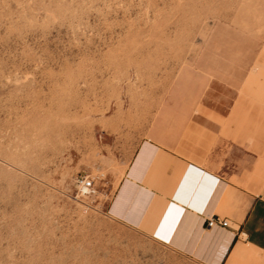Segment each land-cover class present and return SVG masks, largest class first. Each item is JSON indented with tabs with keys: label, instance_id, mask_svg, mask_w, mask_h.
<instances>
[{
	"label": "rangeland",
	"instance_id": "rangeland-1",
	"mask_svg": "<svg viewBox=\"0 0 264 264\" xmlns=\"http://www.w3.org/2000/svg\"><path fill=\"white\" fill-rule=\"evenodd\" d=\"M252 74L264 83V0H0V264H202L111 201L148 140L197 139L264 196ZM242 247L227 264H264Z\"/></svg>",
	"mask_w": 264,
	"mask_h": 264
},
{
	"label": "crops",
	"instance_id": "crops-1",
	"mask_svg": "<svg viewBox=\"0 0 264 264\" xmlns=\"http://www.w3.org/2000/svg\"><path fill=\"white\" fill-rule=\"evenodd\" d=\"M253 76L255 74L243 84L242 90L248 98L262 100L264 83L257 84V79ZM201 146L197 139L180 142L162 140L142 142L138 153L136 152L133 157L134 160H131L130 166L128 165L126 169L125 179L114 194L110 213L118 216L125 213L129 219L131 217L134 226L140 225L153 206H156L155 210L159 215L165 203L171 200L170 196L178 180L189 166L190 177L203 183V188L194 192L191 200L187 199L189 205L181 204L185 211L182 216L178 212V216L182 218L178 220L177 217L178 225L171 243L167 246L202 264H227L229 256L234 251L236 254L241 251L242 245L264 254V196L253 195L231 182V178L234 177L239 180L240 174L229 177L220 174L215 168L217 162L215 155L202 151ZM174 168H177V173ZM152 173L154 174L151 175ZM216 179L219 180L218 185ZM192 193L193 190L190 195ZM121 195L124 197L119 207L117 202ZM161 197L164 198L163 202H159ZM211 217L229 221V227L208 228L206 222Z\"/></svg>",
	"mask_w": 264,
	"mask_h": 264
},
{
	"label": "bare ground",
	"instance_id": "bare-ground-1",
	"mask_svg": "<svg viewBox=\"0 0 264 264\" xmlns=\"http://www.w3.org/2000/svg\"><path fill=\"white\" fill-rule=\"evenodd\" d=\"M161 148V147H160ZM138 153V152H137ZM166 153V152H165ZM168 154V153H167ZM136 155V154H135ZM173 156V155H171ZM170 156V157H171ZM159 157V156H158ZM166 158V157H165ZM169 158V157H168ZM164 159V158H163ZM162 159V160H163ZM134 160V159H133ZM157 161V160H156ZM155 161V162H156ZM170 161V160H169ZM173 161V160H172ZM166 162V161H165ZM168 162V161H167ZM185 162V161H184ZM160 164V162H157ZM165 165V163H164ZM169 165V163H168ZM171 165H174V164H171ZM130 166V165H129ZM163 166V165H162ZM161 166V167H162ZM170 166V165H169ZM171 167V166H170ZM189 167V166H188ZM185 170V172L183 173L182 177L178 180L172 194H171V200L169 199V201L167 203H163L164 207L162 209V211L160 212V214L158 215L156 213V210H155V207L156 206H153L151 208V210H148L150 211L151 215L150 217L153 218L152 219V223L150 225V228L149 231L151 233V236L154 240L156 241H159L165 245H168L171 243L172 241V237H173V234L176 230V227L178 225V220H180V217L183 215L184 213V209L183 207L181 206V204H185V205H189V202L187 199L191 200L190 198H192L194 192H197L199 191L200 189L203 188V183L201 182H197L196 178L194 177H190L189 173L190 172V167ZM153 168V167H152ZM172 168V167H171ZM176 173H177V168H174ZM173 169V170H174ZM150 170V169H149ZM153 170L155 171V169L153 168ZM160 170V169H159ZM168 170H169V167H168ZM167 168H166V171H168ZM128 171V170H127ZM151 171V170H150ZM163 171V170H162ZM165 171V172H166ZM152 172V171H151ZM156 172V171H155ZM154 172V173H155ZM174 172V171H173ZM172 172V173H173ZM180 172V171H179ZM193 172V171H192ZM154 173H152L151 175H153ZM158 173V172H157ZM175 173V172H174ZM173 173V174H174ZM175 173V174H176ZM156 174V173H155ZM163 174V173H162ZM161 174V175H162ZM196 176V175H194ZM151 177V176H150ZM162 177V176H161ZM197 177V176H196ZM131 179V178H130ZM158 179V178H157ZM215 179V178H213ZM199 180V179H198ZM201 180V178H200ZM160 183V182H159ZM144 184V183H143ZM159 185V184H158ZM153 186V185H152ZM160 187V186H159ZM211 187V186H210ZM151 187H149L150 189ZM193 190V193L190 195V192H192ZM152 191V190H151ZM156 193V192H155ZM162 193L165 194V192L162 191ZM163 194V195H164ZM167 195L165 194L164 197H166ZM158 198V197H157ZM153 199V198H152ZM164 198L161 197V200H159V202H161ZM157 200V199H156ZM166 201V200H165ZM178 201V202H177ZM158 202V201H157ZM158 202V203H159ZM163 202V201H162ZM161 204V203H160ZM162 205V206H163ZM191 206V205H190ZM151 207V206H150ZM192 207V206H191ZM187 208V207H186ZM194 208V207H192ZM149 209V208H148ZM189 210V208H188ZM178 212L181 213V216H178ZM149 213V212H148ZM156 213V214H155ZM110 214V213H109ZM111 215V214H110ZM114 216V215H113ZM149 217V216H148ZM146 217V218H148ZM178 218V220H176ZM182 218V217H181ZM120 219V218H119ZM142 222V221H141ZM125 223V222H123ZM150 224V222L148 223ZM132 226V225H131ZM146 226V225H145ZM139 227V226H138ZM144 227V226H143ZM142 227V228H143ZM135 228V226H134ZM145 228V227H144ZM141 229V227H140ZM142 230V229H141ZM146 231V230H145ZM230 238V237H229ZM172 245V244H171ZM224 253V252H223Z\"/></svg>",
	"mask_w": 264,
	"mask_h": 264
},
{
	"label": "built area",
	"instance_id": "built-area-1",
	"mask_svg": "<svg viewBox=\"0 0 264 264\" xmlns=\"http://www.w3.org/2000/svg\"><path fill=\"white\" fill-rule=\"evenodd\" d=\"M78 183H79L81 195L90 196L96 193L92 179H89L88 177H84V178H81L78 181ZM218 183H219V180H217L216 185H218ZM211 184L214 185L213 182H211ZM206 225L208 228H213V227L227 228L229 227V221L225 219H221L220 217H211L207 220Z\"/></svg>",
	"mask_w": 264,
	"mask_h": 264
}]
</instances>
